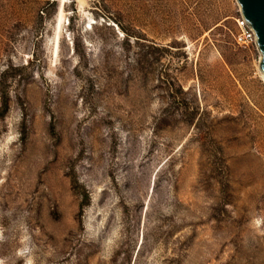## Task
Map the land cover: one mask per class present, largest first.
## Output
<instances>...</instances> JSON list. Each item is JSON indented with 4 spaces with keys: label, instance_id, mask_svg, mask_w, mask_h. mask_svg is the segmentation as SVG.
<instances>
[{
    "label": "rangeland",
    "instance_id": "rangeland-1",
    "mask_svg": "<svg viewBox=\"0 0 264 264\" xmlns=\"http://www.w3.org/2000/svg\"><path fill=\"white\" fill-rule=\"evenodd\" d=\"M238 10L0 0V264H264V78Z\"/></svg>",
    "mask_w": 264,
    "mask_h": 264
},
{
    "label": "water",
    "instance_id": "water-1",
    "mask_svg": "<svg viewBox=\"0 0 264 264\" xmlns=\"http://www.w3.org/2000/svg\"><path fill=\"white\" fill-rule=\"evenodd\" d=\"M240 10L255 30L257 46L264 68V0H237Z\"/></svg>",
    "mask_w": 264,
    "mask_h": 264
},
{
    "label": "built area",
    "instance_id": "built-area-1",
    "mask_svg": "<svg viewBox=\"0 0 264 264\" xmlns=\"http://www.w3.org/2000/svg\"><path fill=\"white\" fill-rule=\"evenodd\" d=\"M235 21L237 29L234 33V40L236 44L241 47L256 46L258 49L255 30L250 26L240 7Z\"/></svg>",
    "mask_w": 264,
    "mask_h": 264
},
{
    "label": "bare ground",
    "instance_id": "bare-ground-1",
    "mask_svg": "<svg viewBox=\"0 0 264 264\" xmlns=\"http://www.w3.org/2000/svg\"><path fill=\"white\" fill-rule=\"evenodd\" d=\"M58 34V33H57ZM57 36H59V35H57ZM56 41H57V39H56ZM59 42V41H58ZM260 69H261V72H262V76H263V78H264V68H263V66H262V64H261V58H260Z\"/></svg>",
    "mask_w": 264,
    "mask_h": 264
}]
</instances>
